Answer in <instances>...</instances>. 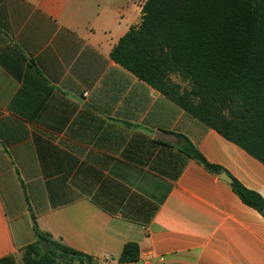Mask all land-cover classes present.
Listing matches in <instances>:
<instances>
[{
	"label": "crops",
	"instance_id": "crops-1",
	"mask_svg": "<svg viewBox=\"0 0 264 264\" xmlns=\"http://www.w3.org/2000/svg\"><path fill=\"white\" fill-rule=\"evenodd\" d=\"M147 1L0 0V259L43 232L97 264L127 243L130 264H264L232 187L264 199V164L110 56Z\"/></svg>",
	"mask_w": 264,
	"mask_h": 264
},
{
	"label": "trees",
	"instance_id": "trees-1",
	"mask_svg": "<svg viewBox=\"0 0 264 264\" xmlns=\"http://www.w3.org/2000/svg\"><path fill=\"white\" fill-rule=\"evenodd\" d=\"M110 56L264 164V0H148L141 24ZM182 142L190 158L218 171L188 139ZM232 187L264 216L259 194L236 180ZM36 234L35 243L0 264H97L47 233ZM139 256V246L127 243L119 261L130 264Z\"/></svg>",
	"mask_w": 264,
	"mask_h": 264
},
{
	"label": "water",
	"instance_id": "water-1",
	"mask_svg": "<svg viewBox=\"0 0 264 264\" xmlns=\"http://www.w3.org/2000/svg\"><path fill=\"white\" fill-rule=\"evenodd\" d=\"M88 107H91L90 105H87ZM161 138L166 140V141H169V142H172V143H177L179 142V139L176 138V137H173V136H170V135H161ZM221 179H223L224 181L228 182V183H231V179L226 175V174H222L221 175Z\"/></svg>",
	"mask_w": 264,
	"mask_h": 264
},
{
	"label": "built area",
	"instance_id": "built-area-1",
	"mask_svg": "<svg viewBox=\"0 0 264 264\" xmlns=\"http://www.w3.org/2000/svg\"><path fill=\"white\" fill-rule=\"evenodd\" d=\"M87 94H85V96H86ZM93 261H95V262H101V260L100 259H97V258H93ZM102 262H104V263H106V264H119V263H117V262H115V261H113L111 258H109V257H107V258H105Z\"/></svg>",
	"mask_w": 264,
	"mask_h": 264
},
{
	"label": "rangeland",
	"instance_id": "rangeland-1",
	"mask_svg": "<svg viewBox=\"0 0 264 264\" xmlns=\"http://www.w3.org/2000/svg\"><path fill=\"white\" fill-rule=\"evenodd\" d=\"M172 79H173L174 81H176V82H180V80H179L176 76H172ZM182 85L184 86V85H186V84L182 83Z\"/></svg>",
	"mask_w": 264,
	"mask_h": 264
}]
</instances>
